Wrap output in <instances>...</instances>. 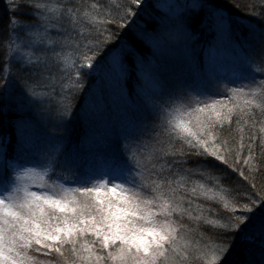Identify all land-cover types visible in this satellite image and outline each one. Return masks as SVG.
Instances as JSON below:
<instances>
[{"label": "snow or ice", "instance_id": "1", "mask_svg": "<svg viewBox=\"0 0 264 264\" xmlns=\"http://www.w3.org/2000/svg\"><path fill=\"white\" fill-rule=\"evenodd\" d=\"M236 24L214 0H3L0 264H264V26ZM110 98L123 114L74 141Z\"/></svg>", "mask_w": 264, "mask_h": 264}, {"label": "trees", "instance_id": "2", "mask_svg": "<svg viewBox=\"0 0 264 264\" xmlns=\"http://www.w3.org/2000/svg\"><path fill=\"white\" fill-rule=\"evenodd\" d=\"M161 3H165V1L160 0ZM214 2L223 8L226 15L231 17L234 21L237 22L235 25L236 28V35L239 37L242 35V33H246V26L252 25L254 26L257 31H260L261 27L264 26V19H261L260 17H257L255 15L250 14V9L253 3L256 4V11H260V2L261 0H214ZM2 3L3 0H0V14H2ZM239 3L241 7H236L235 5ZM214 41V33L210 30H206L199 41V47L203 49L204 51L201 53V61L204 63L206 62V56L209 53V47L212 46V42ZM218 75L223 77H229L234 78L235 72H232L230 69L224 70L223 67H216L214 70ZM259 79V77H258ZM131 86L135 87L136 84L134 82V77L129 81V87ZM217 98H223V97H217ZM110 115V114H108ZM111 116L112 111H111ZM33 120L32 118H29L28 121L31 122ZM35 122V120H33ZM15 114H9L3 118V131L11 136H18L19 131L13 127V124L15 123ZM39 122V121H38ZM28 123V122H27ZM102 123V122H100ZM92 122L88 121H77L74 122L72 127V137L73 140L77 139H83L87 140L90 132L92 133ZM35 132H32L31 139L27 142H43L49 138L51 135V129L47 128L44 123H40L38 126H33ZM59 135V133H56ZM235 179V177H233ZM213 207H216L213 205ZM217 212H222L223 208L217 207Z\"/></svg>", "mask_w": 264, "mask_h": 264}, {"label": "rangeland", "instance_id": "3", "mask_svg": "<svg viewBox=\"0 0 264 264\" xmlns=\"http://www.w3.org/2000/svg\"><path fill=\"white\" fill-rule=\"evenodd\" d=\"M163 1H165V3L167 2V0H163ZM210 48L212 49V52H211V56L209 55V53L206 56V62H205L206 69L211 67L212 70H215L216 67H223L224 70L230 69L232 72H235L234 56L229 48H226L221 45H217L215 39L212 42V46L209 47V49ZM134 82L136 84L135 77H134ZM131 88H135V87L131 86ZM109 103L111 105L113 118L110 113V115L106 114L105 119L103 121L92 122L91 124L92 133L90 132L86 142H95L97 138L103 136L107 132L110 123L116 121L123 114L124 109L122 105H120L118 102L113 103L111 98L109 99ZM33 120H35V122ZM33 120H31V122L28 121V123L23 128V134L26 141L30 140L32 132H35L33 126L34 125L38 126L40 123L43 122L38 115H34Z\"/></svg>", "mask_w": 264, "mask_h": 264}]
</instances>
